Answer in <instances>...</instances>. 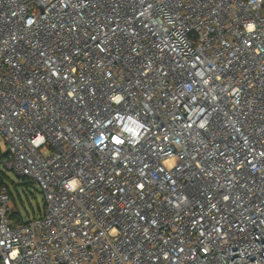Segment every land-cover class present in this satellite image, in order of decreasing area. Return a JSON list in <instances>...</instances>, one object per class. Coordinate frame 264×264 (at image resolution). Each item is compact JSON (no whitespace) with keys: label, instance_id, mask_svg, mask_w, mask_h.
I'll use <instances>...</instances> for the list:
<instances>
[{"label":"built area","instance_id":"1","mask_svg":"<svg viewBox=\"0 0 264 264\" xmlns=\"http://www.w3.org/2000/svg\"><path fill=\"white\" fill-rule=\"evenodd\" d=\"M0 140V264H264V0H0Z\"/></svg>","mask_w":264,"mask_h":264},{"label":"rangeland","instance_id":"2","mask_svg":"<svg viewBox=\"0 0 264 264\" xmlns=\"http://www.w3.org/2000/svg\"><path fill=\"white\" fill-rule=\"evenodd\" d=\"M6 152L5 144L0 140V154ZM4 173V184L8 188L12 204L16 214L14 220H26L38 216L43 207V197L39 189L31 182L24 181L12 173H8L0 168Z\"/></svg>","mask_w":264,"mask_h":264},{"label":"trees","instance_id":"3","mask_svg":"<svg viewBox=\"0 0 264 264\" xmlns=\"http://www.w3.org/2000/svg\"><path fill=\"white\" fill-rule=\"evenodd\" d=\"M2 156H3V154H0V157H2ZM4 177H5L4 173L0 171V186H5L4 181H3ZM22 180L27 181L26 179H22ZM9 195H10V193H9ZM10 198H11V196H10Z\"/></svg>","mask_w":264,"mask_h":264}]
</instances>
